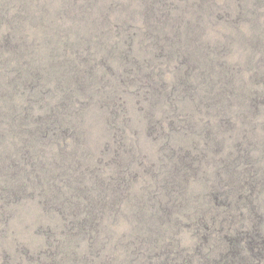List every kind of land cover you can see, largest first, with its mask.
Instances as JSON below:
<instances>
[{"label":"rangeland","instance_id":"1","mask_svg":"<svg viewBox=\"0 0 264 264\" xmlns=\"http://www.w3.org/2000/svg\"><path fill=\"white\" fill-rule=\"evenodd\" d=\"M262 97L264 0H0V264L199 258L193 208L222 163L264 174ZM63 100L68 130L44 135Z\"/></svg>","mask_w":264,"mask_h":264},{"label":"trees","instance_id":"2","mask_svg":"<svg viewBox=\"0 0 264 264\" xmlns=\"http://www.w3.org/2000/svg\"><path fill=\"white\" fill-rule=\"evenodd\" d=\"M176 54V57L179 58L183 53ZM187 54L184 53V57L181 59L184 66L189 68L190 71L199 69L200 67H197L192 59V53ZM141 67H144L145 70L142 75L136 76V79L141 83L140 88H144L145 92H149V96L152 97L156 90H154L155 86H153L152 67L149 62H145L144 65L140 64L139 69H142ZM90 70L91 67H89ZM190 71L188 72L190 73ZM31 83L33 84L32 81L30 85ZM226 91L229 95H235V93L239 92L237 87L233 88L231 86L230 88L229 85L226 87ZM69 94L66 93L63 98L69 96ZM187 94L193 96L192 93ZM71 99L72 97L69 98V100ZM215 100H212V102ZM254 100L256 101V99ZM262 100L264 101V97H262ZM64 105L65 100H63L61 106H59V102L55 105L49 104L45 106L46 108L40 117L46 120L45 124L51 121L46 127L41 126V132L44 135L51 132L64 133L68 130L67 124L59 118L61 108L65 110ZM182 156L184 158L188 157L189 153H183ZM235 158L243 160L249 166L237 169L230 166L229 160L226 159L220 167L215 182L211 185L207 184L208 190H203L202 194L196 197V203L193 208L195 215L192 223L197 241L194 248H196L195 253L197 251V257L199 258L194 257L195 259H192V257L188 256L189 253L184 251L179 253L170 252L164 247L162 249L164 255L161 259L164 263L264 264V174L257 172V167L255 171H251L248 168L257 165L258 156L246 153ZM177 163L185 165L183 160L181 162L176 161L175 164L177 165ZM124 169L125 172L122 174L120 171L114 181L117 187L128 186L127 172H129V168L126 167ZM239 169L240 172H238ZM169 179V177L165 179L166 184ZM170 180L168 189L178 194L179 186L177 180L173 177ZM158 204L164 206L161 202H158ZM166 209L167 207L164 206L163 210L165 211ZM205 247L207 248L206 250H204ZM117 264H129V261L125 262L122 260Z\"/></svg>","mask_w":264,"mask_h":264}]
</instances>
